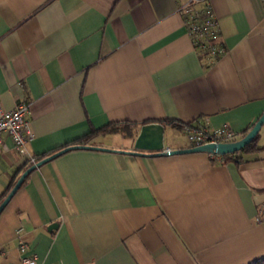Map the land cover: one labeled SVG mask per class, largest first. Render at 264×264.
<instances>
[{
	"label": "crops",
	"instance_id": "1",
	"mask_svg": "<svg viewBox=\"0 0 264 264\" xmlns=\"http://www.w3.org/2000/svg\"><path fill=\"white\" fill-rule=\"evenodd\" d=\"M189 1L0 0V100L8 110L28 103L35 135L23 154L4 135L0 199L31 156L93 136L99 148L27 176L0 214V264L20 262L21 242L41 264L264 258V124L260 150L241 161L132 154L146 124L207 122L243 135L264 113L261 0H201L225 49L216 59L188 34L179 9ZM111 123L137 127L132 137L94 133ZM163 126L165 148H191L182 128Z\"/></svg>",
	"mask_w": 264,
	"mask_h": 264
},
{
	"label": "built area",
	"instance_id": "2",
	"mask_svg": "<svg viewBox=\"0 0 264 264\" xmlns=\"http://www.w3.org/2000/svg\"><path fill=\"white\" fill-rule=\"evenodd\" d=\"M200 0H190L179 11L183 15L188 34L193 39L195 46L205 50L213 59L218 58L225 52V49L217 42L219 37V28L214 19L211 8L207 5L202 10L198 9ZM263 18H264V0ZM30 105L27 102L18 103L15 108L8 110L0 100V148L7 151L4 135L11 140L13 149L23 154L26 146L31 143L35 135L33 133L31 122L28 118ZM187 141L191 148L232 143L237 140L239 134L228 127L210 128L206 124H186L183 127ZM38 162L31 156L27 161V167L36 165ZM259 220L264 219V204L259 211ZM29 245L21 242L19 252L21 259L18 264H41L34 254L27 255Z\"/></svg>",
	"mask_w": 264,
	"mask_h": 264
},
{
	"label": "water",
	"instance_id": "3",
	"mask_svg": "<svg viewBox=\"0 0 264 264\" xmlns=\"http://www.w3.org/2000/svg\"><path fill=\"white\" fill-rule=\"evenodd\" d=\"M264 124V113L259 118V120L256 122L254 127L244 136L242 139L232 142V143H226V144H218V145H206L196 148H190L186 150H169L168 148H165L164 143V126L160 123H151L146 124L142 126L141 132L136 139L135 142V152H132V154L136 155H145L148 153L150 156H160V155H181V154H192V153H207L215 156H226L230 154H235L237 152L242 151L248 144H250L255 137L259 134L262 126ZM77 149H99L93 146H71L64 148L63 150L39 161L36 165L31 166L28 170H26L13 189L10 191L8 196L3 200V202L0 204V214L5 209V207L8 205L14 194L18 191V189L23 184L24 180L27 178V176L34 171L36 168H39L43 164L50 162L57 157L63 155L64 153H67L71 150H77ZM108 150V149H104Z\"/></svg>",
	"mask_w": 264,
	"mask_h": 264
},
{
	"label": "trees",
	"instance_id": "4",
	"mask_svg": "<svg viewBox=\"0 0 264 264\" xmlns=\"http://www.w3.org/2000/svg\"><path fill=\"white\" fill-rule=\"evenodd\" d=\"M199 6V10H202L203 8H205L207 6V4H203L201 5V0L198 4ZM202 50V49H201ZM163 125H168V126H174V127H178V128H182L186 125V124H181L179 122H172V121H165V123H162ZM255 124H253V126L248 129L246 132L243 133V135H239V137L237 138L236 141L242 139L244 136H246V134H248V132L254 127ZM136 124H129V123H122V124H117V123H111L109 124L108 126L100 129V130H97V131H94L95 134H102V135H106V134H115V133H122L124 134L125 136H128V137H132L134 135V131L136 129ZM94 137V136H93ZM87 138L86 140H82V142H76L74 145H71V146H92L90 145L91 141H93L94 138ZM258 137H259V134L255 137V139L250 143L248 144L242 151L240 152H237L235 154H230V155H226V156H221V157H217V156H212L211 157V162L212 163H215L218 159L220 161H229V160H238L241 156H243L244 154H249V153H253V152H257L260 150V148L257 146V141H258ZM73 144V143H71ZM70 145V144H69ZM68 146V145H67ZM67 146H64V148ZM69 146V147H71ZM95 147V146H93ZM63 148V149H64ZM62 149V148H60ZM59 149V150H60ZM53 155L50 154V155H47V154H43V155H34L33 157L36 159L37 162L49 157ZM239 156V157H237ZM239 161H241L239 159ZM31 166L27 167V164H26V168L24 170V172L26 170H28ZM14 186H11L10 189L12 190ZM9 189V193H10V190ZM6 193L4 194V196L0 199V204H1V201L2 199H5L9 193ZM251 264H264V258H261L259 260H256L255 262L251 263Z\"/></svg>",
	"mask_w": 264,
	"mask_h": 264
},
{
	"label": "rangeland",
	"instance_id": "5",
	"mask_svg": "<svg viewBox=\"0 0 264 264\" xmlns=\"http://www.w3.org/2000/svg\"><path fill=\"white\" fill-rule=\"evenodd\" d=\"M171 134V135H170ZM169 138L171 139V136H172V140L173 141H177V142H179V141H181L182 140V142H183V137H182V135H181V133L179 132V131H176V130H174V131H171L170 133H169ZM118 138V139H117ZM114 139H116V140H118V142L117 143H120V144H122V142H124L123 140L124 139H122L121 137H113V139L112 140H114ZM126 142H128V141H130V140H125Z\"/></svg>",
	"mask_w": 264,
	"mask_h": 264
}]
</instances>
